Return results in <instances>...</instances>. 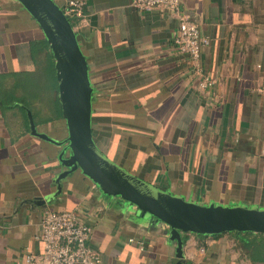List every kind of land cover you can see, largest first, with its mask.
Listing matches in <instances>:
<instances>
[{"label": "crops", "instance_id": "1", "mask_svg": "<svg viewBox=\"0 0 264 264\" xmlns=\"http://www.w3.org/2000/svg\"><path fill=\"white\" fill-rule=\"evenodd\" d=\"M54 1L65 11L69 0ZM83 1V15L68 18L88 62L99 148L196 203L264 208V0H182L211 40L196 63L174 47L176 14L140 11L132 0ZM45 40L19 1L0 0V90L16 85L26 95L24 103L0 101V264H25L42 251L36 235L47 210L91 225L101 264H176L167 224L106 195L79 168L58 186L71 169L59 159L65 144L32 133L33 122L38 133L68 137L57 72L51 93L38 84ZM206 76L214 83L203 88ZM234 232H182V264H264V234Z\"/></svg>", "mask_w": 264, "mask_h": 264}, {"label": "water", "instance_id": "2", "mask_svg": "<svg viewBox=\"0 0 264 264\" xmlns=\"http://www.w3.org/2000/svg\"><path fill=\"white\" fill-rule=\"evenodd\" d=\"M37 20L55 59L59 80V100L68 127V137L55 140L38 133L32 120V133L65 147L59 156L70 170L56 177L60 180L77 168L92 179L108 196L120 197L136 206L144 216L170 227L171 240L177 246L176 264H182V232L215 235L225 232L264 234V208L239 204L202 205L150 183L109 158L97 145L92 131L93 88L89 67L77 34L63 9L54 0H17ZM30 118L31 115H30ZM71 154L64 158L66 151ZM46 203V200L39 204Z\"/></svg>", "mask_w": 264, "mask_h": 264}, {"label": "built area", "instance_id": "3", "mask_svg": "<svg viewBox=\"0 0 264 264\" xmlns=\"http://www.w3.org/2000/svg\"><path fill=\"white\" fill-rule=\"evenodd\" d=\"M131 5L140 11L159 9L176 14L179 26L174 36V47L178 52L188 55L193 62L201 58L204 47L211 42L204 35L199 25L191 20L182 9V0H132ZM85 1L69 0L65 8L67 17L83 15ZM214 83L206 76L200 86L205 88ZM264 94V84L260 87ZM93 227L84 223L75 212L47 210L40 220V232L36 239L42 244L38 254L25 255V264H101L102 258L92 243ZM130 242H136L130 239ZM141 250L145 249L143 241L138 242Z\"/></svg>", "mask_w": 264, "mask_h": 264}, {"label": "trees", "instance_id": "4", "mask_svg": "<svg viewBox=\"0 0 264 264\" xmlns=\"http://www.w3.org/2000/svg\"><path fill=\"white\" fill-rule=\"evenodd\" d=\"M72 26H74V21L70 19ZM45 52L46 56L44 58L45 65L43 68L39 69L38 73V84L41 91L48 94L51 93L54 89H57V77L55 70V60L49 49V45L45 40ZM16 85L12 87L11 90H0V101L4 104L9 103H24L26 102V95L18 92ZM236 233V232H234Z\"/></svg>", "mask_w": 264, "mask_h": 264}, {"label": "rangeland", "instance_id": "5", "mask_svg": "<svg viewBox=\"0 0 264 264\" xmlns=\"http://www.w3.org/2000/svg\"><path fill=\"white\" fill-rule=\"evenodd\" d=\"M51 135H52L53 137H55V138H61V136H62L61 133H60V132H57V131L52 132Z\"/></svg>", "mask_w": 264, "mask_h": 264}]
</instances>
